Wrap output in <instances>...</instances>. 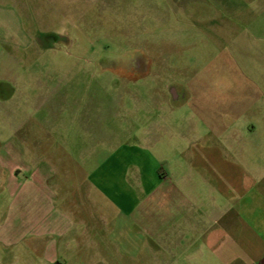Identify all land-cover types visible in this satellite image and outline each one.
I'll return each mask as SVG.
<instances>
[{"label":"crops","instance_id":"obj_1","mask_svg":"<svg viewBox=\"0 0 264 264\" xmlns=\"http://www.w3.org/2000/svg\"><path fill=\"white\" fill-rule=\"evenodd\" d=\"M203 2L224 17L230 7ZM236 5L234 13L246 6L256 23L264 0ZM190 18L215 26L210 17ZM216 32L224 44L226 31ZM6 84L0 78V115L11 121L9 140H0L6 264L16 262L18 246L34 264L26 241L41 245L39 264H264V160L250 153L262 146L244 141L256 125L237 120L243 101L257 95H233L228 107L223 97L210 109L206 97L179 102L172 90L169 106L156 97L165 104L137 129V142L106 143L99 157L96 142L86 151L45 142L43 109ZM233 103L237 111L227 110Z\"/></svg>","mask_w":264,"mask_h":264},{"label":"rangeland","instance_id":"obj_2","mask_svg":"<svg viewBox=\"0 0 264 264\" xmlns=\"http://www.w3.org/2000/svg\"><path fill=\"white\" fill-rule=\"evenodd\" d=\"M237 2L226 0L224 17L203 0H0V78L8 81L1 87L28 94L30 105L43 109L45 142L83 151L96 142L99 157L106 143L137 142V129L148 128L146 117L165 104L156 97H168L169 106L172 90L179 102L206 97L210 109L223 97L228 107L233 95H257L243 101L237 120L256 125L244 141L262 146L250 153L264 160V7L253 23L248 7L234 13ZM191 16L214 19L215 29ZM216 30L226 31V45ZM10 124L2 113V142ZM26 242L39 264L41 245ZM9 249L0 246V264ZM13 250V264H26L24 246Z\"/></svg>","mask_w":264,"mask_h":264}]
</instances>
